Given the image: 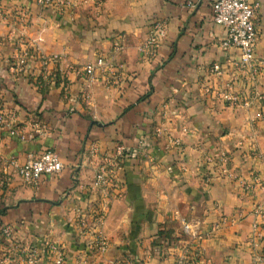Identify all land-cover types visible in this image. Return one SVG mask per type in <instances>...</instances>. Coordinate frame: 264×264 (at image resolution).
Listing matches in <instances>:
<instances>
[{"label": "crops", "instance_id": "crops-1", "mask_svg": "<svg viewBox=\"0 0 264 264\" xmlns=\"http://www.w3.org/2000/svg\"><path fill=\"white\" fill-rule=\"evenodd\" d=\"M252 1L255 80L223 46L209 0H76L62 10L0 0V151L24 163L52 149L63 165L35 185L13 175L3 186L0 225L12 242L0 238V264H27V244L32 264H53L47 242L63 264H177L184 248V264H264V103L212 102L201 87L231 81L264 95V0ZM155 23L165 35L150 52ZM18 53L27 67L12 71ZM98 56L119 68L113 85L82 72ZM216 63L218 80L208 77ZM117 150V189L93 188ZM195 221L197 234L184 235Z\"/></svg>", "mask_w": 264, "mask_h": 264}, {"label": "built area", "instance_id": "built-area-1", "mask_svg": "<svg viewBox=\"0 0 264 264\" xmlns=\"http://www.w3.org/2000/svg\"><path fill=\"white\" fill-rule=\"evenodd\" d=\"M37 4L44 8L53 7L62 10L63 7H72L76 4V0H34ZM211 7V20L214 24L221 26L224 29L225 37L223 46L233 48L238 51L239 58L235 62L236 68H239L243 73L247 72L251 78L255 80L257 69L255 64V52L257 42V25H256V4L252 0H209ZM165 35V26L163 23H155L145 41V45L150 49V52L158 48L159 42ZM24 53H18L10 65V70L16 71L27 67L24 60ZM114 66L112 58L98 56L93 62L83 66L82 72L89 80L100 76L108 85H113L114 80H110L114 76H118L119 68ZM244 73V74H245ZM223 71L219 64H213L210 70L209 78L218 80L222 77ZM112 77V78H110ZM207 80L202 83V90L206 97H209L212 102L219 100L229 106H250L252 102L264 103V95L258 94L249 90H234L233 84L227 82L225 85L213 88ZM86 97V96H85ZM14 134V131H12ZM122 155L121 150H117L113 155H106L102 158V163L95 173L92 187L103 191H115L117 188L114 182V170L117 169V159ZM1 176H0V192L8 180L16 175L20 181L27 185H35L41 178L59 174L63 165L59 160L57 153L52 149L44 150L38 157L31 158L24 163H19L14 158L5 159L0 151ZM257 181V177H253ZM245 192H251L250 186H244ZM257 215H262L263 206L255 208ZM103 214H99L97 220L103 219ZM197 221L192 224L183 222L182 233L186 236L194 237L197 234ZM11 226L0 225V238L7 242H12ZM96 249L99 252H104L107 248L106 238L99 236L97 238ZM49 255L53 258V264H63L64 254L61 247L57 244L47 242ZM12 246H14L12 244ZM15 247V246H14ZM28 251L27 264H32L36 260L35 249L26 245ZM188 251L184 248V253L178 258L177 264H184L185 254ZM195 253L194 256H196ZM118 264H129L128 262ZM213 264V263H212Z\"/></svg>", "mask_w": 264, "mask_h": 264}]
</instances>
